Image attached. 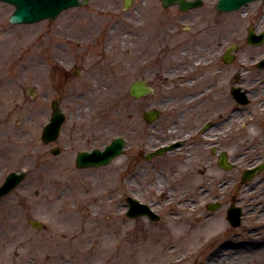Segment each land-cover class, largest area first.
I'll use <instances>...</instances> for the list:
<instances>
[{
  "label": "rangeland",
  "instance_id": "obj_1",
  "mask_svg": "<svg viewBox=\"0 0 264 264\" xmlns=\"http://www.w3.org/2000/svg\"><path fill=\"white\" fill-rule=\"evenodd\" d=\"M157 1L133 0L124 8L122 0H89L85 7L63 11L51 22L31 25L8 24L12 8L0 3V29L4 30H0V60L11 66L9 73L0 71V184L11 172L27 171L23 182L0 198V264H194L197 260L205 264L218 249L222 257L233 253L230 245L246 242L251 234L264 236V170L242 182L241 174L246 163L254 160V152H244L251 142L232 139L247 134L264 141V120L259 122L261 126L247 123L252 120L247 111L258 110L252 103L242 106L240 114H233L235 107L228 92L219 90V151L233 162L229 170L208 171L205 165L213 167V161H208L212 155L201 145L197 154L188 152V147L166 154L171 161L163 171L158 167L139 173L128 170L125 157H133L129 153L135 151L133 130L141 131L142 136L149 131L151 136L146 138L153 140L162 136L160 133L169 128V107L174 102L169 103L167 94L156 93L140 101L127 95V85L142 73L133 59L117 55L112 64L108 62L111 52H105L102 64L89 69L101 44L86 34L102 33L113 23L116 31L134 32L140 19H153L152 25L160 28L161 18L174 10L162 9ZM106 3L109 6L104 7ZM86 12L94 14L91 19L99 24L66 26L84 21ZM229 21L231 18L223 15V28H229ZM176 39L183 42L182 37ZM112 40L122 45L126 36L122 41L119 37ZM169 54L180 60L182 54L200 55L192 44L174 45ZM67 65H75L79 71L68 81L62 71ZM151 70L142 74L150 76ZM95 76L107 79L116 94L90 92ZM59 95L66 122L58 144L65 139L73 148H79L77 143L87 146L82 149L97 148L119 135L130 143L127 154L108 166L81 171H70L73 167L67 156H52L40 133L50 118V102ZM151 106L159 107L163 114L155 125L147 127L139 115ZM201 109L196 113L197 126L212 122L210 114L216 112L214 107ZM92 133L103 139L93 140ZM146 138L144 143H148ZM125 160L126 171L122 172ZM128 195L151 204L160 220L126 218L124 197ZM208 203L219 207L208 210ZM230 205L240 210L235 227L226 220ZM212 216L225 222L219 238L186 243L192 223ZM29 219L42 222L44 230L32 229Z\"/></svg>",
  "mask_w": 264,
  "mask_h": 264
},
{
  "label": "flooded vegetation",
  "instance_id": "obj_2",
  "mask_svg": "<svg viewBox=\"0 0 264 264\" xmlns=\"http://www.w3.org/2000/svg\"><path fill=\"white\" fill-rule=\"evenodd\" d=\"M217 2L218 0H202L198 8L188 11H181L178 5H174L176 11L161 18L163 22L160 28L152 25L156 22L153 19H140L138 21L140 24L134 32L125 31L123 34L115 29H109L102 34L91 35L94 42L101 45L95 61L89 63V69L92 66L98 68V65L102 64V58H105L102 55L105 52H111L109 53L111 60L108 61L110 63L115 61L117 55H122L127 60L133 59L142 73H147L149 69L153 70L149 73L150 76L141 73L138 77L148 80V85L153 89L151 95L167 94L171 96L169 103L174 102L169 107L170 120L167 122L169 128L166 132H161L162 136L153 140L146 138L148 134L151 136V132L145 130L142 136L141 131L133 130L135 151L129 153L133 157H125L128 161V170L132 169L139 173L148 168L154 170L158 167L162 171L166 169L165 167L168 168L167 163L171 160L165 154L148 161L145 159V154L166 143L177 144L170 151L171 154L172 151L181 152L182 147H188V152L194 151L197 154L200 145L202 146V138L208 137L219 150V119L210 124L205 122L197 126L199 115L196 114L202 111L201 107H214L215 113L219 114V90L222 94L228 92L230 100L234 103L233 111L236 113L240 114L241 109H244L242 106H248L249 103L261 111L258 113V110H248L247 115L252 119L247 122L248 124H258L264 120V1L253 0L236 11L227 13L216 9ZM223 15L231 18L229 22L232 23L227 29L223 28ZM125 36L126 41L123 42L126 45L113 43V37H119L118 41H122L121 37L124 39ZM178 37H182L183 42H177ZM185 38L187 39L184 41ZM188 44L195 45L200 55L186 57L182 54L180 60V57L169 54L174 45ZM88 47L90 48L89 45ZM80 60L83 61V58ZM4 62L0 60V71L7 70L9 73L11 66L7 61ZM81 66H84V62ZM62 71H65L66 81L79 74L75 65L72 67L67 65ZM109 86L110 82L107 79L95 76L88 90L116 94L115 87ZM57 99L62 104L61 95ZM241 101L244 103L241 104ZM212 116L213 114H210V117ZM143 137L149 139L148 143L143 142ZM92 138L97 141L103 139V136L92 133ZM232 139L234 142L241 140L251 142L244 147V152L253 151L255 163L264 159V141H261V137L255 138L246 134ZM60 142L57 144L59 156H67L73 167L70 171H78L75 166V152L77 149L90 150L93 147L82 149L87 146L77 143L79 148H73L70 141L65 142V139H62ZM158 142L161 144L158 145ZM129 146L130 143L127 141L125 155ZM161 159L164 163L160 161ZM126 160L121 165L122 172L126 171ZM131 165L133 167L130 168ZM64 173H69V169H64Z\"/></svg>",
  "mask_w": 264,
  "mask_h": 264
},
{
  "label": "water",
  "instance_id": "obj_3",
  "mask_svg": "<svg viewBox=\"0 0 264 264\" xmlns=\"http://www.w3.org/2000/svg\"><path fill=\"white\" fill-rule=\"evenodd\" d=\"M3 2H7L15 7V11L12 14L10 21L12 23H32L44 18H48L52 20L56 17L62 10L67 9L72 6L79 5L80 3L77 0H0ZM140 91H144L142 87L139 85L134 84L131 87V92L133 97L141 96L139 93ZM52 117L50 123L47 124L42 132V140L45 143H48L57 138L58 130L60 124L63 121V115L57 108V102H52ZM145 118L148 120H152L156 116V111L152 110L144 114ZM120 140L116 139L113 141V144L110 146L109 151L107 153H93L88 155L91 157L92 161L85 162L84 166H99L102 164L107 163L111 158L115 157L119 154L120 148ZM87 156H79L78 159L86 158ZM225 163V156L221 155L219 158V164ZM226 168V167H225ZM254 169L244 174L243 180L248 179L253 174ZM24 178V174H10L3 185L0 187V196L8 193L12 188H14L22 179ZM129 210L127 212V216L129 217H136L139 215L146 214L147 216L151 217L153 220H156L157 217L152 213L149 212L146 206H142L138 204L133 199H128ZM235 212V211H232ZM231 213V212H230ZM229 213V220L232 225H237L239 223V212L235 213V217L233 218L230 216ZM35 228H41V225L35 221L29 222Z\"/></svg>",
  "mask_w": 264,
  "mask_h": 264
},
{
  "label": "bare ground",
  "instance_id": "obj_4",
  "mask_svg": "<svg viewBox=\"0 0 264 264\" xmlns=\"http://www.w3.org/2000/svg\"><path fill=\"white\" fill-rule=\"evenodd\" d=\"M86 14H88V16L85 20L83 19L84 21H81V19L78 22L71 21L67 23L66 26L84 27V26H96L99 24V22L91 19V16H93L94 14L86 12L83 13L82 15L85 17ZM234 112L233 114L236 113ZM231 118L232 116L230 115L227 120ZM224 154L227 155L226 153ZM228 162L226 161V163L224 164L223 163L219 164V166L227 171L229 170V168H225V167H231L233 164V162L231 163ZM255 164L256 163H254V161L248 162L246 163L245 168L246 169L250 168ZM256 185H260V184L257 183ZM257 187L258 186L252 189L255 190V188ZM192 225L193 228H190V230L187 232V236L185 239L186 243L188 244H191L192 242L193 244L195 242L199 244L202 240L204 241L215 240L219 238V236L222 234L225 228L224 220H222L218 216L198 218L196 219V222L192 223ZM232 246L233 245H230L228 248L234 249L233 253L231 252L228 255L223 253L224 256L219 257V249H218L214 254L210 255V259L207 260L205 264H264V236L262 238H259L256 234H251V236L247 238L246 242L236 243L235 247ZM183 253L186 256L187 253L185 251H183ZM224 257L227 258V260H224ZM194 264H203V263L201 262V260H197Z\"/></svg>",
  "mask_w": 264,
  "mask_h": 264
}]
</instances>
